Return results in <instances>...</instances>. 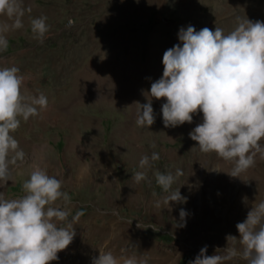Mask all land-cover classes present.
<instances>
[{
	"label": "rangeland",
	"instance_id": "rangeland-1",
	"mask_svg": "<svg viewBox=\"0 0 264 264\" xmlns=\"http://www.w3.org/2000/svg\"><path fill=\"white\" fill-rule=\"evenodd\" d=\"M23 6L24 26L7 33L9 44L0 52V64L18 66L26 76L23 95L44 93L45 109L52 115L44 125L37 115L21 119L12 134L25 157L11 166V180L0 191L8 197L23 195L22 184L34 166L44 167L64 181L62 190L71 200L66 206L69 219L83 210L73 222L75 232L88 227L89 234H133L140 238L148 264H189L205 244L208 255L223 254L228 244L241 248L236 224L252 204L264 199V158L257 154L251 168L231 176L232 162L201 152L188 135L202 113L193 114L191 123L166 127L163 98L152 99L155 121L149 127L136 125L134 113L139 103L147 102L143 92L160 77L163 53L179 42L181 26H217L227 34L237 26V18L264 21V0H25ZM42 14L50 26L43 42L30 27V18ZM121 64L127 71L119 74L121 80L128 79L129 88L96 83L92 93L102 89L106 99L96 94L90 102L68 105L64 98L76 87L87 92V75L108 78L113 66ZM134 92L140 97L131 108ZM61 110L64 116L57 119ZM154 151L160 159L152 161L146 179L136 182L132 173L138 170L140 156ZM176 169L183 174L172 188L180 187L186 202L155 206L153 201L164 195L155 172L175 174ZM180 208L187 211L184 221ZM228 234L238 239L227 241ZM86 256L88 264L98 256L93 243ZM224 264L247 262L235 257Z\"/></svg>",
	"mask_w": 264,
	"mask_h": 264
},
{
	"label": "clouds",
	"instance_id": "clouds-1",
	"mask_svg": "<svg viewBox=\"0 0 264 264\" xmlns=\"http://www.w3.org/2000/svg\"><path fill=\"white\" fill-rule=\"evenodd\" d=\"M24 3L25 0H0V16L7 18L0 20V52L8 48L7 33L24 26ZM237 19V26L227 34L217 26L214 30L207 26L196 30L192 24L181 26L179 42L163 53L162 75L143 92L147 102H138L140 107L134 113L136 125H152V98H163L161 113L166 127L191 123L193 114L202 113V121L188 135L198 142L201 152H214L232 162L228 172L231 176H241L251 168L257 154L264 158V21ZM30 27L43 42L50 27L47 16L30 18ZM25 79L15 64H0V186L11 180V166L25 157L12 133L21 119L27 121L48 105L44 93L30 98L23 95ZM158 159L160 154L155 151L142 154L133 179H146L147 169ZM182 174V169H176L175 174L155 172V182L164 193L153 201L155 206L161 202H186L180 187L172 188ZM63 183L57 175L37 165L22 184L23 195L8 197L0 191V264H48L70 244L75 236L73 222L83 215V210H77L69 219L71 210L66 206L71 200L62 190ZM243 199L247 201V197ZM179 216L184 221L187 211L180 208ZM236 228L241 248L228 244L223 254L208 255L205 244L189 264H224L235 257L247 264H264V199L251 205ZM226 239L235 242L238 238L228 234ZM92 264L148 262L135 255L118 257L110 250H100Z\"/></svg>",
	"mask_w": 264,
	"mask_h": 264
},
{
	"label": "bare ground",
	"instance_id": "bare-ground-1",
	"mask_svg": "<svg viewBox=\"0 0 264 264\" xmlns=\"http://www.w3.org/2000/svg\"><path fill=\"white\" fill-rule=\"evenodd\" d=\"M116 69L118 70L116 72ZM127 71L126 66L121 65H115L113 66V72L112 75L108 76V78H103V76L97 75V74H91L87 75L89 79V84L85 86L84 90L87 92H80V86L79 88H75L69 93V97H65L64 99L68 103V105H78L81 102H90V100L95 99V95L99 94L102 99H106L104 96V91L102 89H99L101 91L94 92V85L96 83L100 84L102 88H121L126 89L129 84L128 82L125 84V82L128 80H121V75L119 74L121 70ZM163 72V70H162ZM162 72L160 76L162 75ZM83 75V74H82ZM78 82V80H77ZM78 84V83H77ZM82 84V83H81ZM120 85V86H119ZM127 85V86H126ZM113 86V87H112ZM89 91L91 93H89ZM71 97V98H70ZM140 97L139 92H134L133 99L134 101H129L128 106H131V108L134 105L137 98ZM154 99V98H152ZM59 114L55 117L61 118L63 117L64 113L63 110L58 112ZM52 115V112L48 109H42L39 111V114L37 115V121L44 125L47 122L48 117ZM202 121V116H201ZM88 227L83 229L81 232H75V236L73 240L70 242V244L63 250H60L57 255L58 259L48 262L53 264H88L87 256H86V250L88 249L89 243H93L95 246V250L97 254L99 255L100 250L101 251H112L114 255L121 256V255H135L138 258L144 259L145 254L140 247L141 241L139 237H133V234L122 232L118 233L116 231H110V232H100L98 234H89L87 233ZM124 245H127L126 251L122 252V247Z\"/></svg>",
	"mask_w": 264,
	"mask_h": 264
}]
</instances>
